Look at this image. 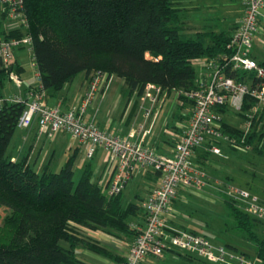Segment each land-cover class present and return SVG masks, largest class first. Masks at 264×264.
Instances as JSON below:
<instances>
[{"label":"trees","instance_id":"trees-1","mask_svg":"<svg viewBox=\"0 0 264 264\" xmlns=\"http://www.w3.org/2000/svg\"><path fill=\"white\" fill-rule=\"evenodd\" d=\"M179 1L24 0L26 33L32 38L34 62L40 73V85L28 89L35 93L57 92L80 73L89 76L100 71L123 78L129 97L141 96L152 84L162 92H177L188 99L185 92L197 88L201 80L194 60H221L228 55L227 45L234 30L185 34ZM17 72L22 68L16 61L10 68L0 64V97L6 80L11 81V75ZM230 74L243 82L255 78L243 70ZM253 103L247 96L243 113ZM25 107L24 101L5 102L0 110V208L7 210L3 226L13 225L10 237L0 239V264H81L76 255L78 245L111 256L104 247L79 237L76 225L133 233L136 237L139 231L131 229L130 224L142 206L136 201L124 205L123 191L109 196L106 189L110 180L105 186L93 181L90 163L75 180V156L57 172L47 168L38 172L29 164L28 156L14 161L8 149ZM228 108L225 104L217 111L224 114ZM223 125L230 136L243 135L242 130ZM253 126L247 138L259 140L264 132L258 131L257 123ZM258 153L264 154V148ZM226 201L237 228L255 241L257 258L264 264V221L239 209L234 200ZM257 224L263 227L262 236L256 230Z\"/></svg>","mask_w":264,"mask_h":264},{"label":"built area","instance_id":"built-area-1","mask_svg":"<svg viewBox=\"0 0 264 264\" xmlns=\"http://www.w3.org/2000/svg\"><path fill=\"white\" fill-rule=\"evenodd\" d=\"M0 2L4 14L0 30V64L4 68H10L16 61L18 50L33 51V41L26 33L28 18L24 0ZM242 5V18L227 45L230 53L221 60L195 59L202 67L201 80L197 88L185 92V96L193 104L192 114L170 155L158 154L150 146L132 142L86 119L87 110L108 85L107 73L92 72L79 104L68 111L45 105L42 101L44 91L35 93L31 90L28 96L18 94L0 97V110L5 102L26 103L17 123L18 128L27 129L37 124L42 134L67 132L84 145L87 158H92L98 149L105 150L109 161L115 165V172L107 188L109 196L118 195L123 191L137 166L151 167L159 173L161 183L151 192L145 204V225L135 226L139 233L121 264H144L147 257H160L166 250L186 253L213 264H231L232 260L239 264H254L246 261L241 254L230 252L225 246L212 242L205 235L173 229L168 225V214L179 191L191 187L201 190L207 184L205 175L192 166L191 158L195 150L204 144L208 137L214 140L223 139L240 151L249 150L250 146L245 143L246 138L259 108H264V65L252 55L254 38L261 29V21L264 22V0H242ZM15 32L23 34L10 36ZM33 65L36 68V79L39 81L36 86H39L40 73L35 62ZM235 70L253 73L254 81L237 80L230 74ZM11 77L17 78L16 74ZM161 94L162 89L158 86L149 84L146 87V96L153 102ZM247 96L255 103L245 113V130L238 140L223 131L217 107L229 104V107L242 112ZM148 115L149 111L146 112V116ZM211 150L216 154L221 153V149L216 145ZM230 193L236 200L246 204L245 212L264 220V203L259 197L237 188H232Z\"/></svg>","mask_w":264,"mask_h":264},{"label":"crops","instance_id":"crops-1","mask_svg":"<svg viewBox=\"0 0 264 264\" xmlns=\"http://www.w3.org/2000/svg\"><path fill=\"white\" fill-rule=\"evenodd\" d=\"M198 4H200L199 0L179 1L178 7L180 9V14L182 17L184 33L189 36H193L197 32L213 31L220 33L223 31H233L238 26L242 18V0L203 1V4H208L206 6L207 8L212 9L216 8L219 4H224L226 6L227 12L222 17H216V14H214L213 17L211 15H204L200 19L193 16L192 13L199 9ZM235 4H238L240 9L238 7H234ZM0 12V22H2L3 24V9ZM262 14L264 15V9L262 10ZM27 52L32 53L31 58L33 60V51L21 49L16 53V62L20 66V68H22V72H17L16 74L17 78L15 80L18 84L21 80L22 73L25 71V66L22 62H20V58L21 56L23 57V54ZM252 55L259 62L264 63L263 21H261L260 31L254 38ZM202 60L205 59L202 58ZM194 65L196 66L201 77L202 67L195 60ZM13 79L14 78L12 77V80ZM88 80L89 76H87L86 73H80L73 79V81L66 83L59 91H44L42 93V101L49 107H57L63 111L71 110L79 104L81 98L83 97L88 86ZM29 85L31 86V83H29ZM29 85H26L20 92L18 91L14 95L21 94L28 96L31 93V90L28 89L30 87ZM5 90H9V88ZM5 90H3L2 92L3 97H8L13 94L12 88L9 90L11 91L9 93H5ZM254 103L252 104V106L254 105ZM192 106L193 104L190 100L179 97V93L177 92H162V94L155 102H153L146 96V88L141 96L134 94L133 96L129 97L125 90V80L123 78L112 75L109 77L107 87L99 95L97 100H95L93 105L87 110L85 117L88 121L95 122L100 126V128L104 130L127 138L132 142L150 146L158 154L170 155L183 130L186 128L190 121L193 108ZM249 109L244 111V113L243 111H236V114H233V109L229 107L227 112L221 114L222 128L224 126L223 124H227L233 128L244 131L245 113L249 111ZM147 111H149L148 116H146ZM229 116L240 118L244 126L242 128L236 126L232 123L231 120L228 119ZM254 123L258 124V131L262 130L264 132V108H259ZM253 127L250 130L249 135L252 134ZM24 130H26L24 131V134L26 136L23 139V142L19 145L18 152L16 150L9 152L14 161L20 159L23 156H28L29 164L38 172H42L45 168L53 172H57L63 168L66 161L71 156H75V172L78 169V164H81L85 167L86 163H90L93 168V181H98L101 185L105 186L107 182L111 180L113 175L114 163L109 161L108 154L105 150L98 149L92 159H87V157L85 156L84 145L73 138L71 134L64 131L53 132L60 133L57 138H55L56 136L54 137V140L61 138V135H69L71 139L70 142L65 143L63 141L62 143L58 144L59 146H62L63 144L64 146L66 145V157L64 161H62V163L59 165V169L55 170L52 165L54 153L51 152V149L43 154L40 148L39 154L35 159L33 154L37 143H41L40 140L42 136L49 135L50 133H40L37 124H33L32 127ZM223 131L225 132V128H223ZM222 142L228 144L223 139L214 140L212 137H208L206 142L195 150L191 158V162L192 166L195 169L200 170L202 173L204 172L203 174L205 175V179L207 181L206 186H210L216 191H221L224 196V200L227 203V199L238 201L230 193V190L232 188H241L234 186L223 188L219 179L215 177V166L213 165V161H210V157L212 155H225V157L228 156V154L219 147L220 143ZM51 144L54 145V143ZM215 145L221 149L220 154H216L211 150V148ZM228 146L230 145L228 144ZM230 148L234 150V148H232L231 146ZM94 159L96 160L94 161ZM88 160L91 161L87 162ZM209 166L211 170H209ZM103 178H105L104 182H102ZM136 179L144 180V185L142 187H140V184L142 183L136 185L134 191V199L130 202L136 201V203L142 206V208L141 210H139L138 215L131 220V229H137L135 228V226L141 227L145 225L146 201L151 192L161 183L160 175L150 167H135L132 176L125 187H127ZM183 190L184 189H181V191H179L177 198L172 203L171 210L168 214V225L173 229L191 231L208 237L207 233L205 232V229L207 227L206 221H203L199 218H194L191 216V214L182 213L181 210L177 208L178 200L181 201V203L189 202L187 195L184 194V192L182 193ZM202 196L204 197L203 200L212 199L211 194L208 192L196 198L201 199ZM75 230L79 237L92 243H96L97 245L104 247L111 253V256H103L83 247L82 245H78L76 247V255L77 258L82 262L81 264H121L125 260L129 248L135 238V235L133 233L128 234L118 231L91 229L81 225H76ZM208 238L212 241L210 237ZM63 245L65 247H69V244L66 242H64ZM228 247L231 249L230 252H234L235 250H237L245 254L244 257L246 261L252 263L255 262L254 264L259 263L258 258L255 259L256 261L252 260V258L247 255V253L239 250L238 247L234 245H228ZM166 251L168 252V256L163 255L162 257L160 256V258H162L163 261L168 264H208L203 260H200L197 257L191 256L186 253L177 252L174 250ZM153 258L154 257L152 256L147 257L144 260V264H156ZM231 264L239 263L232 260Z\"/></svg>","mask_w":264,"mask_h":264},{"label":"rangeland","instance_id":"rangeland-1","mask_svg":"<svg viewBox=\"0 0 264 264\" xmlns=\"http://www.w3.org/2000/svg\"><path fill=\"white\" fill-rule=\"evenodd\" d=\"M204 0H199L200 4L199 9L197 11L193 12L192 15L201 18L204 15H211L212 17L214 14H216V17H222L226 14L227 9L224 4H219L216 8H207L206 6L208 4H203ZM234 7H238V4H235ZM3 9L2 4L0 3V11ZM240 9V8H239ZM1 13V12H0ZM32 53L27 52L23 54V57L21 56L20 62L23 63L25 66V71L21 75V80L19 84L15 79L11 81L6 80V88L9 90L12 88L11 95H14L18 91L20 92L23 87L26 85L28 86L29 83H31V86L38 85L39 81L36 79V68L33 65L34 61L32 60ZM201 59V58H199ZM11 86V88H10ZM4 89V90H5ZM5 90V93H9L11 91ZM233 109L232 107H230ZM234 111V112H233ZM233 114H236V110L233 109ZM221 115V114H220ZM229 120L232 121L233 124L236 126L242 128L244 126L242 120L240 118L229 116ZM24 129L17 128L16 132L10 142L9 145V152L17 151L19 145L23 142V139L25 138ZM244 132V131H243ZM54 135V136H53ZM60 135V133H52L49 135L42 136L40 142L37 143L35 149H34V159L39 154L40 148L42 150V153L45 154L49 149H51V152L54 153V158L52 165L54 169H59V165L64 161L66 157L65 148L66 145L64 144L62 146H59L58 144L62 143L63 141L70 142V136L69 135H61V138L54 140V137L57 138V136ZM238 140L242 137H236ZM248 137V136H247ZM51 143H54L52 145ZM247 145H249V150L247 151H239L238 149L234 148L231 149L228 144L222 142L220 143L219 147L228 154L227 157L225 155L217 156L212 155L210 157V161H213L214 168V174L216 175L221 182V186L223 188H228L230 186L238 187L244 190L249 191L250 193L256 195L257 197H260V201L264 203V154H259L258 151L264 148V136L261 137L259 140H250L249 138H246ZM42 154V156H43ZM33 159V160H34ZM96 159H94L95 161ZM91 160H88L87 162H90ZM194 163V160H193ZM83 165L78 164V169L75 173V180L79 179V176L83 170ZM209 170H211L209 166ZM204 173V172H203ZM105 181V178H103L102 182ZM142 181V182H141ZM140 184V187L144 185V180L136 179L133 182H131L127 187L124 188L122 192V198L124 204H128L130 201L134 199V191L136 188V185ZM184 189L182 193L187 195V198L189 199V202L181 203V201H177V208L181 210L182 213L191 214L194 218L202 219L203 221L207 222V227L205 229V232L207 233L208 237L212 239V241L216 243L223 244L225 246L228 245H234L239 248V250L247 253L252 260H255L257 258L256 252H257V245L255 241L248 239L247 234L237 228L236 221L234 216L231 213V210L227 203L224 200V196L221 191H216L210 186H205L201 190H197L195 188H182ZM107 190V189H106ZM181 191V190H180ZM107 192V191H106ZM210 193L211 194V200H203V196L201 199H198L196 197H199L200 195H203L204 193ZM263 199V200H262ZM230 200V199H229ZM236 203V206L239 209L245 210L246 204L240 202V201H232ZM7 214V210L4 208H0V239H8L13 231V225H7L3 226V218ZM264 221V220H262ZM256 230L260 236H262L263 227L260 224L256 225ZM164 256H168V252L163 253ZM162 255V256H163ZM161 256V257H162ZM254 258V259H253ZM153 260H155L156 264H168L163 261L160 257H154ZM256 261V260H255ZM203 262V261H202ZM255 263V262H254ZM256 264H260L256 263Z\"/></svg>","mask_w":264,"mask_h":264}]
</instances>
